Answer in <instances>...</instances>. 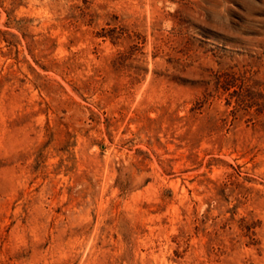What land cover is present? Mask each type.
Instances as JSON below:
<instances>
[{"label":"rangeland","instance_id":"obj_1","mask_svg":"<svg viewBox=\"0 0 264 264\" xmlns=\"http://www.w3.org/2000/svg\"><path fill=\"white\" fill-rule=\"evenodd\" d=\"M0 264H264V0H0Z\"/></svg>","mask_w":264,"mask_h":264}]
</instances>
